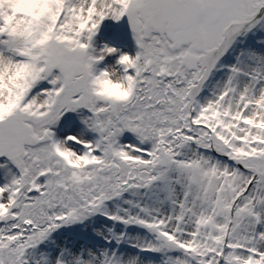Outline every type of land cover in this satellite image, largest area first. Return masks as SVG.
Segmentation results:
<instances>
[{"label":"snow or ice","instance_id":"6c2138e0","mask_svg":"<svg viewBox=\"0 0 264 264\" xmlns=\"http://www.w3.org/2000/svg\"><path fill=\"white\" fill-rule=\"evenodd\" d=\"M125 17L134 52L97 70ZM5 105L0 264H264V0H0Z\"/></svg>","mask_w":264,"mask_h":264},{"label":"rangeland","instance_id":"374dc122","mask_svg":"<svg viewBox=\"0 0 264 264\" xmlns=\"http://www.w3.org/2000/svg\"><path fill=\"white\" fill-rule=\"evenodd\" d=\"M127 40H129L131 44V46L128 44L130 46L129 48H125V46L123 45V43ZM105 45L118 49V52L114 55L106 56L103 61L99 62L96 65L97 70H103L110 65H114L119 54L121 53L134 52V43L131 38L130 31H128L125 18H123L119 22L108 18L101 23V26L99 27L97 34L95 35L92 41V46L96 49L95 54H99L100 50H102ZM55 71L58 72V70ZM86 114V110H78V112L76 113L70 112L65 114L60 124L55 128L57 136L63 139L66 135L78 134L83 131L84 125L81 123V115ZM93 135L94 134L90 132L86 133L85 138L92 139ZM131 140V134L126 133L124 137V142H130ZM0 163H7L8 168L11 169V172L18 174V170L15 169V167L10 162H8L6 158L0 157ZM7 172L8 169H0V184H3L8 179H10L11 173H8L6 175ZM58 235L61 237H66L69 240H84L91 238L90 230L88 232H84L79 227L64 229L60 233H58Z\"/></svg>","mask_w":264,"mask_h":264},{"label":"clouds","instance_id":"9594fccd","mask_svg":"<svg viewBox=\"0 0 264 264\" xmlns=\"http://www.w3.org/2000/svg\"><path fill=\"white\" fill-rule=\"evenodd\" d=\"M108 67L111 68V65ZM127 91L128 90L121 83H118L116 80L111 78L99 79L93 88L94 95L101 99L105 97H111L117 100L123 99ZM8 110L9 109L7 105H5L3 108H0V116L7 115Z\"/></svg>","mask_w":264,"mask_h":264},{"label":"flooded vegetation","instance_id":"af4514ba","mask_svg":"<svg viewBox=\"0 0 264 264\" xmlns=\"http://www.w3.org/2000/svg\"><path fill=\"white\" fill-rule=\"evenodd\" d=\"M125 22H126V17H125ZM128 31H129V29H128ZM111 38H112V37H111ZM128 44L131 46L129 40H127V41H125V42L123 43V45L125 46V48H127V47L129 48V47H130Z\"/></svg>","mask_w":264,"mask_h":264},{"label":"water","instance_id":"95a60500","mask_svg":"<svg viewBox=\"0 0 264 264\" xmlns=\"http://www.w3.org/2000/svg\"><path fill=\"white\" fill-rule=\"evenodd\" d=\"M126 24H127V19H126ZM127 27H128V24H127ZM129 29V28H128Z\"/></svg>","mask_w":264,"mask_h":264}]
</instances>
